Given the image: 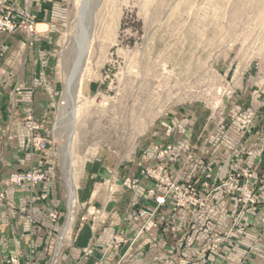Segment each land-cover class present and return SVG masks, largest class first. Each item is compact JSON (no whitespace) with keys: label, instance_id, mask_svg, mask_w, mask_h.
Wrapping results in <instances>:
<instances>
[{"label":"crops","instance_id":"1","mask_svg":"<svg viewBox=\"0 0 264 264\" xmlns=\"http://www.w3.org/2000/svg\"><path fill=\"white\" fill-rule=\"evenodd\" d=\"M65 1L0 0V11L36 23L34 35L23 28L0 33V256L21 264H264V92L250 103L233 98L225 122H205L191 111L171 114L130 167L113 169L98 159L85 170L73 203L61 194L50 149L34 150L24 122L33 116L49 127ZM160 167L171 182L208 196L204 206L176 210L174 195L155 177ZM29 170L49 178L11 183ZM231 174L254 189L255 205L244 208L236 194L217 188ZM157 196L166 204L158 206ZM142 209L151 216L142 218ZM51 212L59 214L57 224Z\"/></svg>","mask_w":264,"mask_h":264},{"label":"rangeland","instance_id":"2","mask_svg":"<svg viewBox=\"0 0 264 264\" xmlns=\"http://www.w3.org/2000/svg\"><path fill=\"white\" fill-rule=\"evenodd\" d=\"M65 3L68 17L58 26L53 57L55 104L44 136L69 200L71 171L75 201L93 162L130 167L171 114L191 111L205 122H225L233 98L250 103L264 92V0ZM83 41L87 53L69 87Z\"/></svg>","mask_w":264,"mask_h":264},{"label":"built area","instance_id":"3","mask_svg":"<svg viewBox=\"0 0 264 264\" xmlns=\"http://www.w3.org/2000/svg\"><path fill=\"white\" fill-rule=\"evenodd\" d=\"M25 29L29 34L34 35L36 33V23L31 18H25L24 20L18 21L11 12L0 11V33L15 34L21 29ZM25 126L31 132V143L36 151H44L47 149L48 140L44 136V126L40 122L36 121L33 116H28L25 119ZM159 174L155 175L156 179L159 180L163 185L167 187V193L173 194L175 197L176 210L179 208H202L206 202L208 196H201L194 185L180 186L170 181L166 175V168L160 167L158 170ZM149 175H154L151 171H148ZM244 177L248 176L244 171L242 173ZM49 178L48 172L46 171H23L14 174L10 181L12 184L21 186L24 184L38 185L42 182L47 181ZM217 188H224L230 194H236L242 206L244 208L255 205L257 203L256 194L254 189L247 183H240L239 175L231 174L224 182H222ZM1 196V195H0ZM47 195L43 194V198ZM156 203L158 206L166 204L165 196H157ZM94 212L98 213L97 210ZM142 218L151 216L146 210L140 211ZM49 217L53 224H57L60 216L57 212H51ZM122 240L115 238L114 244H120ZM0 264H21L19 260L14 258H3L0 256ZM179 264H208L205 261L200 260H181Z\"/></svg>","mask_w":264,"mask_h":264},{"label":"bare ground","instance_id":"4","mask_svg":"<svg viewBox=\"0 0 264 264\" xmlns=\"http://www.w3.org/2000/svg\"><path fill=\"white\" fill-rule=\"evenodd\" d=\"M83 38H84V36H83ZM86 53H87V45L84 44V41H83V45H82V48H81V52H80L76 67H75V69H74V71L72 73V76L69 77L70 78L69 87H71V85L76 81V77L78 75L80 66L82 64V59L85 57ZM68 188H69V196H70V201H71L70 203H72L74 201V199H75V186H74V181L72 179V171L69 173Z\"/></svg>","mask_w":264,"mask_h":264}]
</instances>
